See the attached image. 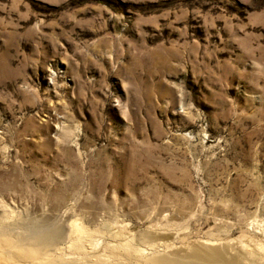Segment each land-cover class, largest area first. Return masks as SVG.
<instances>
[{
    "label": "rangeland",
    "instance_id": "1",
    "mask_svg": "<svg viewBox=\"0 0 264 264\" xmlns=\"http://www.w3.org/2000/svg\"><path fill=\"white\" fill-rule=\"evenodd\" d=\"M70 223L106 264H264V0H0V264L48 230L94 264Z\"/></svg>",
    "mask_w": 264,
    "mask_h": 264
},
{
    "label": "bare ground",
    "instance_id": "2",
    "mask_svg": "<svg viewBox=\"0 0 264 264\" xmlns=\"http://www.w3.org/2000/svg\"><path fill=\"white\" fill-rule=\"evenodd\" d=\"M69 227H70V229L68 232V234H69L68 237H70V239L72 240V236L77 235L75 238V243L71 241L72 242L71 244H74L73 247L75 249H81L86 255L90 254V256L93 257V260H91V261L94 264L110 263L108 261L113 259L112 256L108 255L107 256L108 258L106 259V258H104L105 256H103L97 252L98 250H96V249L99 248V246H100V241L98 239H96L90 233H85L83 228H81L82 225L80 227V226H78V224L70 223ZM0 234H2V233H0ZM47 234L48 235H46V237L44 236L45 238L43 236H42L43 238H40L38 236L31 238L29 240L30 241L29 248L20 247L21 248V251H20L21 256L26 258L27 260H35L39 264H45L54 257L58 258L59 256H62L64 254L62 252V248L57 247L54 249L53 248L47 249L48 252L49 251H53V252L46 254V257H42V255H43L42 241L49 243L50 245H53L54 243L51 242L52 239L54 240V238L60 236V232H57V231H55L54 233H51L48 230ZM83 234H86V235H83ZM36 235H38V234H36ZM0 236H2V235H0ZM1 239H2V241L0 240V246L6 247L7 245L10 244V239H8L7 237H5V238L2 237ZM40 242L42 245L40 244ZM39 244L41 247H38ZM71 249H72V245L68 246V250H69L68 253L69 254H70ZM134 250L139 255L145 254L144 249L135 248ZM3 254H4V251L1 249L0 255H3ZM79 254H77V255H79ZM12 256H13V254H12ZM66 259H67V261L66 260H63V261L64 262L66 261L67 264H71V262L73 260L72 257L68 256ZM64 262H63V264H64ZM237 263L230 260V258L225 257L223 255V250L221 251L220 248L212 247V246L211 247L194 246V247H191V249L189 251V255L182 256V257L179 255H177V256L173 255L171 257H152V258L150 257L143 264H237ZM60 264H62V263L60 262Z\"/></svg>",
    "mask_w": 264,
    "mask_h": 264
}]
</instances>
